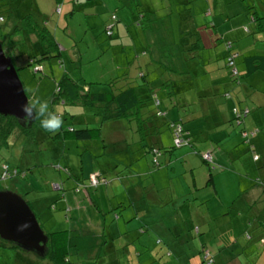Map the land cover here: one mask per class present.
<instances>
[{
	"label": "rangeland",
	"instance_id": "obj_1",
	"mask_svg": "<svg viewBox=\"0 0 264 264\" xmlns=\"http://www.w3.org/2000/svg\"><path fill=\"white\" fill-rule=\"evenodd\" d=\"M262 6L259 0H0V11L8 10V13H2L5 21L0 24V34L8 30L11 32V29L15 28L18 29L20 38L24 40L27 26H33L34 22L38 23L36 25L49 28L57 46V49L51 48L52 55L60 51L57 58L37 61L30 56L29 59L27 53L31 52L30 48L26 42H23L21 55L16 56L18 61L13 59L24 92L29 101L33 98L46 100L49 110L52 107L61 115L63 128L69 126L75 129L84 127L96 129L100 117L95 115L93 110L80 106L51 105L55 85L62 75L66 74L77 82L79 87L86 82L91 84L92 92H105L109 88L108 84L114 79L124 78L125 73L133 78L143 71L149 78L159 72H155L156 64L160 66L169 64V68L174 67L177 71L182 67L186 73H191L195 77L199 75L197 81L193 78L189 83L190 91L196 92L197 85L208 86L214 75L216 77L218 72H225V68L217 66H221L231 52L236 51L240 55L236 61L239 70H241L239 62L242 56L263 55L264 31L256 32L258 22L251 23L248 17L254 12L258 17H262L264 15V6ZM250 7L251 9H248ZM131 12H134L133 18L130 16ZM111 15L117 17V25L114 30L115 35L108 38L105 32L112 26L106 27ZM26 16H29V19ZM18 17L19 20L14 23ZM261 21L264 23V19ZM245 28L248 29L247 32ZM228 43L231 45L228 46ZM235 58L236 56L232 59ZM37 65H41V71H36ZM175 84L176 82L172 84L173 87ZM250 84L259 91H264V76L256 74V77L250 78ZM215 90L220 93L219 89ZM155 92L160 101L157 109L167 120L177 121L179 118L182 121L183 119L186 122L183 125L188 129L200 127L197 121L206 119L200 116L188 125V118L185 116L189 113L192 116L193 111L201 112L197 104H194L192 111L181 108L185 102L192 103L195 95L191 92L177 95L178 105L175 101L171 102L165 98L162 88L156 89ZM196 100L197 97L193 103ZM263 100L264 97H261L260 92L251 93L249 99H246L257 104ZM210 101L221 103L218 110L220 112L209 116L211 122L214 119L223 122L224 115L227 120V123L223 122L216 127H207L208 130H212L210 141L223 143V149L230 152L237 141L235 138L240 136L239 148L228 155L214 150L213 152L220 153L221 163L215 162L213 153V160L211 158V163L207 164L204 156L208 151L200 143L203 142L204 134L198 133L197 136H193L195 142L192 144L193 147L179 146L176 149L181 150L174 151L177 157L182 155L179 152L191 153V159L195 157L198 165L206 170V177L200 168L194 170L199 185L206 181L207 175L210 173L214 175L217 192L215 196L209 194L207 196L209 200L202 198V202L197 200L191 203L193 199L191 197L179 198L186 192L185 188L188 185L192 189L194 178L188 166H185L187 172L182 173L181 160L173 162L171 158L172 162H168L170 149L175 145L170 130H163L165 127L160 128L161 146L166 151L158 157L160 167H153V156L141 149L140 144L135 142L138 140L137 134L132 130L125 131L123 126H120L121 122L106 123L102 127V138L89 142L66 139V141H56L54 144L46 138L41 141L43 143H39L38 140L27 141V137L19 135L16 130L8 139L9 146L0 147V166L7 163L13 168L24 171L25 177L3 179V182L0 181V190L7 189L17 193L28 201L29 205L32 204L33 208H31L37 215L38 223L44 232H57L62 235L64 233L63 240L61 235L56 243V250L60 258L64 256L69 259L67 264H136L145 258L149 262L151 257V264H246L252 247L257 249L255 253L258 252V260L255 264H263L264 126H258L257 129L252 111L246 108L243 110L248 111L246 114L249 112L250 114L242 116L243 121L238 124L235 115L231 112V108L236 104L231 99L230 112H227L224 94ZM251 104L247 103L249 106ZM236 106L241 107L238 104ZM39 130L35 132L38 133ZM118 131L124 138L127 134L128 143H132L125 155H118L113 150L108 152L104 148V144H109L108 136L114 137ZM230 137L232 140L229 141ZM58 163L66 166L74 178L88 186L91 193L95 190L101 193L98 189L103 187L100 186L101 183L94 186L95 179L92 175L96 170L105 172L109 179L113 178L114 180L110 181L105 189L108 200L111 201V208L114 207L118 215L123 213L122 206L126 207L124 211L128 210V196L138 197L134 187H129L128 181L132 180L142 185L154 183L163 190L158 192L157 196L146 197L147 200H152L150 207L152 215L159 213L160 217L165 219L168 211L173 213L174 218L163 220L162 223H150V229L139 232L145 236H139L135 232H130L126 236L127 220L121 218L120 226L123 228L120 236L114 238V243H119L117 246H120V249L116 245L113 247L107 227L111 219L109 207L105 214L108 217L106 226L95 233L94 229L88 228L90 234L85 232L81 225L93 226L95 223L92 219L89 221L83 203L77 206V202L70 201V204L61 207L62 201L65 202L61 198L62 193L56 194L52 190L54 186L52 183H57L60 178H66V173H57L51 168L52 164ZM172 164L176 165L173 166L174 170L169 169V177L153 181L151 177L154 171H164ZM184 176L188 181L184 180ZM97 181L99 182L98 179ZM182 182L186 186L182 187ZM76 183L73 180L69 183L76 186L75 189L66 187L67 197H80L83 194V190L79 192ZM30 186L34 189L30 190ZM53 189L56 190V187L54 186ZM51 194L56 195V201L53 203L48 199ZM175 198H178L177 211L173 208L175 204H167L170 200L173 202ZM164 203L167 205L161 206ZM70 206L76 209L73 207L72 210ZM189 215L192 216L191 219H182ZM68 219L70 221L67 222ZM163 224L182 226L181 234L175 238L166 236L160 227ZM190 224L200 225V232L193 230ZM68 235L77 245V248L71 246L70 251L66 247ZM246 235L251 238L261 236L263 240L256 245L253 241L247 242ZM100 241L103 243L98 247ZM126 241L131 242L124 246ZM216 242L221 248L214 246ZM44 257L12 247L6 249L0 245V264H63Z\"/></svg>",
	"mask_w": 264,
	"mask_h": 264
},
{
	"label": "trees",
	"instance_id": "obj_2",
	"mask_svg": "<svg viewBox=\"0 0 264 264\" xmlns=\"http://www.w3.org/2000/svg\"><path fill=\"white\" fill-rule=\"evenodd\" d=\"M259 2L264 6V0H259ZM262 6V7H263ZM254 8V7H253ZM248 9H251L248 8ZM5 11V12H4ZM2 13H8V10L3 9V12L0 11V24L5 21L4 15ZM13 13V11L11 12ZM131 18L134 17V12H131ZM29 19V16H26ZM114 15H111L110 21L107 23V26H110L109 29H106L105 35L109 37H113L114 30L117 25V17H114ZM250 17L251 23H256V32L258 31H264V23H262L261 20L264 19V15L262 17H258V14L256 12L250 13L248 15ZM22 24L24 23V17L21 20ZM33 22V21H32ZM37 22H34L33 26H27V31L25 35V39L22 40L20 38V33L17 32L18 29L12 28L11 32H9L5 37L7 39H2L0 41V45L2 49L4 50L5 54L11 58V61L13 63V59H16L17 54L21 55V48L23 47V42H26L28 47L30 48L31 52H28V58L31 59H37V61H41L43 59H50L52 57H58L60 55V51L57 52V54L52 55V50L57 49L56 43L54 41V38L52 37L49 28L36 25ZM14 27V26H13ZM246 27V26H245ZM9 31V30H8ZM25 30L23 29V32ZM245 31L247 32L248 29L245 28ZM17 39V40H15ZM6 44L7 47L4 46ZM228 46L231 45V43L227 44ZM196 47V46H195ZM39 49V51H38ZM38 52V53H35ZM17 53V54H16ZM235 59H232V56H235ZM31 56V57H30ZM239 57L238 53L231 52V55L228 54L225 58V67L228 71L229 79L232 83L239 85L241 76L244 77L245 75L252 74L254 72H263L264 73V55H250L248 57L241 58V64L242 68H244L243 72L241 73L239 69L237 68V58ZM231 62V64H230ZM14 65V63H13ZM37 68L41 67V65H37ZM42 68V67H41ZM182 70V67H180ZM155 72L158 71L160 74H156L154 76H151L148 78V74L146 72L140 71L135 77L130 78L128 77L127 73H125L124 78L113 80L112 83L108 84L109 88H107V91L103 92H97L94 93L90 91L91 84L89 83H83L79 87L77 82L70 79L66 74L62 75V77L59 79V81L56 83L55 92L54 95L50 101L51 105H62L64 107H74V106H80L82 108H87L89 110H93L94 114L100 117V123L96 127V129H90L88 127L75 129L74 127H64L63 126L57 131L55 134L50 132H45L40 127L39 120H34V122L29 126H22L20 125L13 117L10 116H0V147L1 146H9L8 145V139L10 136L18 130L19 135L27 137L28 140H34L39 143L43 139L49 138L54 144L56 141H66V139H69L71 141H92L94 139H101L102 135V127L106 123H112V122H121V124H124L123 127H126V131L132 130L135 134H137V139L135 142L140 144L141 149L144 150V152L147 154H151L153 156V167L160 166V162L158 161V157L161 156V154L166 151L161 146L160 142V135L162 133V130H160L161 127H165L163 130H170L171 135L174 137L176 134V129H179L181 131V140L182 144L181 147H191L192 143L190 142V138L187 136H183V132H186L184 125L182 121L178 118L177 121H169L166 119L165 115L161 113L159 109H157V106H159V99L157 98V93L155 92L156 89H163V92L165 94V98H168L170 100V97L173 96L174 87L173 83L176 81H173L172 78L176 76L178 71L173 67L169 68V64L167 65H161L156 64V67L154 66ZM184 71V69H183ZM166 72V73H165ZM185 72V71H184ZM169 73V74H168ZM165 74H168L164 77ZM185 74H187L185 72ZM138 79V80H137ZM99 84V83H95ZM225 97L230 98L229 92H225ZM50 111H54V109H50ZM55 112V111H54ZM231 112L235 115V120L238 124H241L243 121L242 116L244 115V110L239 109L236 106H233L231 108ZM250 113V112H249ZM133 122V123H132ZM64 124V123H63ZM132 124V125H130ZM38 133L35 131L38 130ZM42 134V135H41ZM38 136V138H37ZM103 141V139H102ZM132 143H128L127 138L123 141L116 142L114 145H111L110 151L113 150L118 153V155H122L125 150H128ZM171 147L170 150L176 149L178 147ZM109 152V150H107ZM171 152V151H170ZM169 152V153H170ZM154 159L157 161V164L154 163ZM259 159V158H258ZM207 164V161H205ZM51 168L57 172L66 173L65 179H59L57 183H52L56 187L55 193L61 192V198L64 199L66 187L70 188H76L72 184H69L71 180L74 182H77V187L79 188V192L81 190H89L88 186H85L81 184V182L78 181V179L74 178L72 174H70L69 169L66 166H61L58 164H52ZM18 176L25 177V172L20 171L17 168H13L9 166L7 163H3L0 166V181L3 182V179H13ZM60 176H62L60 174ZM100 179V178H99ZM102 181L104 185H108L111 179H105L102 177ZM211 182V178L209 179ZM208 181V182H209ZM34 188L30 186V190H33ZM0 190V191H6ZM57 191V192H56ZM17 194V193H16ZM53 195V194H51ZM48 196L50 199L49 202L53 203L56 201V195ZM42 199V198H41ZM55 199V200H53ZM28 206L33 208L32 204L29 205L28 201H26ZM46 205V204H45ZM47 207L50 205H46ZM31 210L33 211V209ZM34 213V211H33ZM42 212H39V214ZM35 214V213H34ZM35 217L38 219L37 215L35 214ZM115 218H118V215H115ZM39 222V221H38ZM41 227V226H40ZM263 227V226H261ZM42 229V227H41ZM48 237V243L46 246V255L44 258H49V260L53 262H59L63 264L69 263V259L67 257L57 255L56 250V243L61 238L60 233L52 232V233H46L44 232ZM68 241H67V249L70 251V247L74 246L77 248V245L74 243L73 240H71L70 236L68 235ZM257 237V236H256ZM64 238V233L62 235V240ZM263 240L261 236L258 238H251L250 236L246 235V241L256 243V245H259L261 243L260 241ZM1 246L5 247L6 249L15 248L18 250H22L19 247L1 240ZM122 242V241H120ZM217 243V242H216ZM98 247L101 246L100 244H97ZM248 245V243H247ZM262 245V244H261ZM125 246V245H124ZM120 249V248H119ZM257 249L255 247H252L248 253L249 256L247 258L246 264H255V262L258 260V252L255 253ZM23 251V250H22ZM140 256V255H139ZM151 257V256H150ZM145 258L144 260H146ZM149 262L141 263L142 261L138 262V264H151L152 257ZM135 264V263H134ZM137 264V263H136ZM160 264V263H159ZM264 264V260H263Z\"/></svg>",
	"mask_w": 264,
	"mask_h": 264
},
{
	"label": "crops",
	"instance_id": "obj_3",
	"mask_svg": "<svg viewBox=\"0 0 264 264\" xmlns=\"http://www.w3.org/2000/svg\"><path fill=\"white\" fill-rule=\"evenodd\" d=\"M19 18L20 17H18V19H16L14 23H16L19 20ZM8 33H9V31L1 32L0 38L6 40L7 37H5V36ZM15 40H17V39H15ZM4 46L7 47L5 44H4ZM38 51H39V49H38ZM35 53H38V52H35ZM263 55H264V53H263ZM248 56H250V55H248ZM248 56H246V57H248ZM238 58H240V55H239ZM15 60L18 61L17 58ZM217 67L225 68V70H224L225 72H223V71L218 72L216 77L214 75L213 76L214 78H212V80H210V85H208V86H204L202 84L201 85H197L196 86V92L190 91L189 83H190V80L193 81V78H194L195 81H197V79L199 78V75H197L196 76L197 78H196L191 73L185 74V72L183 70L178 71L176 76H174V78H172L173 81H176V84H175V87L173 89L174 90V92H173V96L174 97L171 96L170 97V101L171 102L175 101L176 105H178L176 96L179 95L180 93L186 94V92H191V94H194L195 97L198 98V100H196L195 103H193V100L195 99V97L191 101L192 103H186V102L183 103L181 108L184 109V110L186 109L188 111H190V110L192 111V107H194V104H197L200 107V111L201 112L193 111L192 112L193 113L192 116H191V113H189L187 116H185V117L188 118V120H187L189 122L188 125H190L191 122H193L196 118H199L200 116L201 117L203 116L206 119H204L202 121H197V123H199V125H200V127H198V128L189 127L187 129L184 126L186 132H183V136H184V133H185V136L190 138V140L193 141L192 144H194L195 142L193 140V136H197L198 133L204 134V137H202L203 142H200L201 146H204V149L206 151H208L206 154H209V156L212 158V160H213V155L212 154L214 153L215 162L221 163L219 161V154L223 153L225 155H228V153L233 152L234 149L239 148L238 144L241 145V143H239L238 140L241 139V137L237 136L235 138L237 141H235L236 143H235L234 146H232L233 148H232V150L230 152L225 151L223 149V143H219L218 144L217 142H211L210 141L211 140L212 130H208L207 127H209V126L216 127L218 125L223 124V122L227 123V120L225 119V115L223 116V120H224L223 122L220 119H214V121L211 122V119H210L209 116L220 112L218 110H220L219 107L221 106V103H216V102L210 101V100L214 99V98H217L219 95L223 96V94H225V92L226 93L229 92V94L231 96L230 98H227L224 95V105L226 106L227 112H230V106L229 105H232L230 103V100L233 99V102L236 105L238 104L239 106H241L239 109L243 110L244 108H246L248 111H252L253 119L255 120V123H256V128L259 129L258 126H264V100L261 103L257 104L254 101H246V99H249V97L251 96V93L253 94V93H257V92H260L261 97L262 96L264 97V91H259L252 84H250V78L256 77V74L264 76V73L263 72H254V73L249 74L247 76L245 75L244 77L241 76L239 85H236V84L232 83L231 80L229 79L228 71H227V69L225 67V61L222 63L221 66H217ZM243 70H244V68L241 67V70H239V71L242 73ZM179 88H182V90H179ZM214 89H219L220 93H218V90L214 91ZM90 91H93V90L90 89ZM212 91H214V92H212ZM94 93H97V92H94ZM212 102H214V103H212ZM249 102L252 103L250 106L247 105V103H249ZM189 105H190V107L188 108ZM236 105H234V106H236ZM165 109H166V106H165ZM248 114H250V113H248ZM112 123H116V122H112ZM182 123L183 124L186 123L185 120L182 119ZM123 125L124 124H121L120 126L122 127ZM122 128L125 129V131H126V127H122ZM201 128H204V129L201 130ZM113 133H116V132H113ZM117 133L118 134H116L114 137H112L111 135L108 136L107 142L109 144H104L105 150H109L110 151L111 145L113 146L114 143L123 141L124 139L127 138V134L125 135V138H124L123 135H121L119 133V131ZM218 134H220V133H218ZM243 134H245V131H243ZM195 138L197 140H199V141L201 140V138H199V139L197 137H195ZM221 139H223V138H221ZM230 140H232L231 137L229 138V141ZM219 141H221V140H219ZM160 142H161V138H160ZM230 147H231V145H230ZM226 149H228V148H226ZM175 150L178 151V150H181V149H173V150H171V152L168 155V159H167L168 162L169 163L172 162L171 158L173 159V162L176 161V160H181V164L183 165L182 173L184 171L187 172V170L185 169V166H188L190 168V171H191L190 174H192L193 178H194V179H192V183H193L192 189H194V190H192L191 187L188 185V187L185 188L186 192L183 193L182 195H180L179 198H181V197L182 198L191 197V198H193V199H191V203H192V201L193 202L194 201L197 202V200H200L202 202V200H203L202 198H206L207 200H209V198L207 197L209 194L211 196H215V194L217 192L216 191L217 186H215L214 175H212L210 173L209 175H207L208 178L206 179V181H204L201 185H199L198 181L195 178L194 170L200 168V171H203L205 177H206V170L204 168H202V166L198 165L197 159L195 157H193L191 159V157H190L191 153H189V152H186V153L179 152V153H182V155H179V157H177L176 153H174ZM214 150H216V151H218L220 153H218L216 151L213 152ZM127 151L128 150H125L122 155L127 154ZM259 160H260V158H259ZM195 164H197L198 166H195ZM175 165L176 164H172L170 166V168L168 167L164 171H154L152 173V177L151 178L155 182L159 178H163V177H167V176L169 177V175H170L169 169L174 170L173 166H175ZM158 167H160V166H158ZM92 176L99 180V182L96 183V185H99L101 183L100 186H103L100 189H98V190H101V193H97V190L93 191L94 193H91L90 191L87 192V190H84L83 194L81 193L82 195L80 197H77V196L67 197L66 194H65V197H64L65 202L62 201V206L61 207L67 206L68 203L70 204V201L72 203L73 202L74 203L77 202V206H80L83 203L85 205V214L87 215L88 219H90L89 221H91V219H92L94 221V223H95V224H93V226L81 225L83 227V229L85 230V232H87L89 234H90V231L87 230L88 228L89 229H94L95 230L94 233H95L96 231H99L101 228L106 226V224L108 223V217L105 214H106L107 208L109 207L108 211L111 212V219L109 220L110 223H109V225L107 227H108V230H109V236L111 237V243H112L111 245L113 247L115 245L116 246L119 245V243H114V238H118V236H120L121 230L123 228V226H120L121 225L120 224V219L121 218L127 220V225H125V229L127 230V235L126 236H128V234H130V232H135L139 236H141V235L145 236V234H142V233L140 234L139 232L140 231L146 232L148 229H150V227H149L150 223H152V222H154V223H162L163 220H170V219L174 218L173 217L174 216L173 213L168 212L167 209H166L167 214H165V217H166L165 219H164V217H160L159 213H154L153 215L151 213V208L150 207L152 206L151 205L152 204V200L149 201V200L146 199V197L152 198L154 196H157V193L162 191L163 188L156 187V185L154 183H153V185H142L141 183L135 182V181H132V180L128 181L129 187L130 188L134 187V189L136 190V192L138 194V197L128 196V202H127L128 210L124 211L126 207L122 206L121 209H123V213L121 215H118V213L116 211H114L115 208L114 207L111 208L112 207L111 201L108 200V196L106 194L107 190L105 188H107V186L111 182L108 185H104L103 181L100 182V179H99L101 177H103L105 179H108V177L105 175V172L100 171V170H96L95 173ZM116 178L118 179V177H116ZM210 178H211V182L209 181ZM112 180H114V179H112ZM184 180L188 181L187 178H185V176H184ZM96 185H94V186H96ZM183 185H185L184 182H182V187H183ZM208 191H211V192L209 193ZM206 192H208V193H206ZM188 194H189V196H188ZM116 197H118V196H116ZM177 200H178V198H175V199H173V202H171V200H170V203L169 202L167 203V204H173V205L175 204L173 206V208L175 209L174 211H177V206H176L177 205ZM105 202H106V204H105ZM167 204L164 203L161 206H166ZM120 206L121 205H119V207ZM73 207L74 206H70V208H72V210H73ZM74 209H76V208L74 207ZM68 210H70L69 207H68ZM180 210H182V209H180ZM128 213H130V214H128ZM169 213H170V215H169ZM116 214L118 215V218H115ZM176 217H179V216L176 215ZM191 218H192V216H190V215L186 216L185 218L182 217V219H186V220L191 219ZM68 221H70V220L68 219L67 222ZM131 221H133V222L131 223ZM193 225L190 224L191 227ZM160 227L164 231L165 235L166 236H171V238L178 237L181 234L180 232L182 231V226L175 225V224H163ZM192 228H193V230L195 229L196 232H198V233L200 232V225L193 226ZM102 233H103V229H102ZM91 234H93V233H91ZM126 242L127 243L124 244V245L129 244L131 241H129V242L126 241ZM102 243L103 242L100 241L98 244L101 245ZM220 245H223V244H220ZM214 246L217 247V248H221V247H218L217 243H215ZM117 248H120V246H117ZM16 255L18 257H20L19 254L16 253ZM146 261H148V259H146V260H144L142 262H146ZM136 263L138 264V262H136Z\"/></svg>",
	"mask_w": 264,
	"mask_h": 264
},
{
	"label": "water",
	"instance_id": "obj_4",
	"mask_svg": "<svg viewBox=\"0 0 264 264\" xmlns=\"http://www.w3.org/2000/svg\"><path fill=\"white\" fill-rule=\"evenodd\" d=\"M27 101L17 70L0 45V116L29 127L34 120L26 124L19 119L21 105ZM0 239L39 257L46 255L47 235L22 196L9 190L0 191Z\"/></svg>",
	"mask_w": 264,
	"mask_h": 264
},
{
	"label": "clouds",
	"instance_id": "obj_5",
	"mask_svg": "<svg viewBox=\"0 0 264 264\" xmlns=\"http://www.w3.org/2000/svg\"><path fill=\"white\" fill-rule=\"evenodd\" d=\"M41 70L42 68L36 71ZM20 111L23 115L19 117V119L26 124L32 122L33 120H39L40 127L45 132L56 133L63 125L61 115L54 111H50L49 104L46 100L41 101L38 98H33L21 105Z\"/></svg>",
	"mask_w": 264,
	"mask_h": 264
},
{
	"label": "built area",
	"instance_id": "obj_6",
	"mask_svg": "<svg viewBox=\"0 0 264 264\" xmlns=\"http://www.w3.org/2000/svg\"><path fill=\"white\" fill-rule=\"evenodd\" d=\"M0 21H1V18H0ZM233 57L234 56H232V58ZM230 64H231V62H230ZM36 70H40V68L38 67V68H36ZM246 113H247V111H244V115H246ZM175 131H176V134H175V137H174V144H175V147H179L182 144V140L180 138V136L182 134H181V131L179 129H176ZM204 160L209 162V163L211 162V157L209 156V154H206L204 156ZM154 163L157 164V161L155 159H154ZM93 179H95V184L94 185H96V183H98V181H97V179L95 177H93Z\"/></svg>",
	"mask_w": 264,
	"mask_h": 264
}]
</instances>
